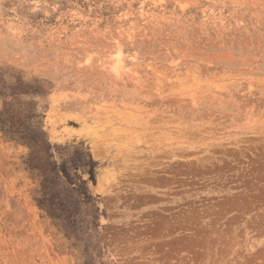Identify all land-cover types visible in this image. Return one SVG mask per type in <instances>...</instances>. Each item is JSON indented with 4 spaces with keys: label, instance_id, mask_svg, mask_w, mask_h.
<instances>
[{
    "label": "rangeland",
    "instance_id": "374dc122",
    "mask_svg": "<svg viewBox=\"0 0 264 264\" xmlns=\"http://www.w3.org/2000/svg\"><path fill=\"white\" fill-rule=\"evenodd\" d=\"M3 109L0 264H264V0H0Z\"/></svg>",
    "mask_w": 264,
    "mask_h": 264
},
{
    "label": "trees",
    "instance_id": "16d2710c",
    "mask_svg": "<svg viewBox=\"0 0 264 264\" xmlns=\"http://www.w3.org/2000/svg\"><path fill=\"white\" fill-rule=\"evenodd\" d=\"M3 112H5V109H3L2 113H0V116L3 114ZM11 133H15V130H12ZM33 158H34V152L31 151V152H30V155H29V161H32ZM41 183H42V182H41ZM42 186L45 187V186H44V183H42ZM43 195L46 196V192L44 191V189H43ZM46 199H47V198H45L44 201H45ZM53 211H55L54 208H53ZM82 264H94V262L92 261V259H91L90 257H88L87 259H84V260H83V263H82Z\"/></svg>",
    "mask_w": 264,
    "mask_h": 264
}]
</instances>
